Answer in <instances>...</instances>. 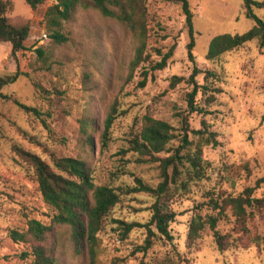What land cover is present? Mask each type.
<instances>
[{
    "label": "rangeland",
    "instance_id": "374dc122",
    "mask_svg": "<svg viewBox=\"0 0 264 264\" xmlns=\"http://www.w3.org/2000/svg\"><path fill=\"white\" fill-rule=\"evenodd\" d=\"M12 1L13 10L7 15L10 23L28 24L30 31L25 50L16 58L11 56L8 44L0 43V77L17 70L29 76L21 75L0 90V264H30V259L21 256L29 245L13 242L8 231L24 230L31 218L49 224L53 209L18 163L12 144L32 150L47 161L46 150L82 159L96 185L132 186L134 175L155 186L157 163H140L136 155L125 151L127 141L139 131L145 116L169 123L175 133L180 131L182 114H186L185 93L190 86L185 81L172 85L171 80L174 76L187 79L193 63L187 58L189 38L178 3L146 0V53L156 62L160 59L158 51L165 53L173 44L175 48L163 70L150 71L147 64H142L130 75L135 41L116 21L102 17L95 9H80L64 24L67 41L56 45L47 37L46 7L32 11L25 0ZM188 1L195 38L192 54L200 70L196 80L220 90L209 105L198 93L196 102L202 113L190 115L189 128L201 129L200 122L204 121L222 144L202 148L206 178L190 181L186 190L174 193L168 200L167 207L175 214L169 225L172 242L159 240L145 253L138 251L146 237L142 227L133 228L121 241L117 221L145 223L153 202L144 193L122 196L97 235L94 264H264V213H256L249 222L250 235L257 238L254 243H233L221 252L206 227L195 244L187 247L193 208L206 200L207 192L222 189L236 195L264 177V48L249 42L217 59L205 58L213 37L244 33L253 21L246 17L241 0ZM253 13L264 19V9H254ZM39 46L50 53L49 71H33L30 66L34 49ZM144 69L148 75L140 87ZM205 71L214 75L206 82ZM34 82L43 90H36ZM53 88L60 95H55ZM14 100L45 113L46 126ZM111 109L115 110V119L103 145V123ZM20 129L36 136L45 149L24 139ZM244 164L249 172L244 170ZM254 196L264 198V181L254 190ZM230 228L227 221L218 224L222 233ZM45 244L55 252L58 264L91 263L86 250H75L67 227L54 226Z\"/></svg>",
    "mask_w": 264,
    "mask_h": 264
},
{
    "label": "trees",
    "instance_id": "16d2710c",
    "mask_svg": "<svg viewBox=\"0 0 264 264\" xmlns=\"http://www.w3.org/2000/svg\"><path fill=\"white\" fill-rule=\"evenodd\" d=\"M49 1H54L48 4ZM180 4L187 28L188 43L186 44L187 58L193 63L192 71L187 79L172 77V85L185 81L190 91L185 93L186 114H182L180 131L167 122L145 116L138 132L131 134L127 141L126 152L137 156L140 163H157L158 183L151 186L141 177H133L134 185L113 186L96 185L91 176L87 163L79 158L59 156L46 150L48 161L17 143H13L11 150L18 163L23 167L27 177L36 183L37 190L43 201L53 209L49 224L39 219L31 218L26 221L25 229L12 228L8 231L9 238L15 243L29 245V250L23 252V258L30 259V264H58L55 252L46 244V238L52 233L54 226H64L69 229L70 238L76 251L86 250L90 257V264H94L98 247L97 235L102 231L107 217L112 209L121 201L122 196L144 193L153 202L149 206V219L143 224L125 223L117 221L121 226L119 239L124 241L128 233L135 227H142L146 237L138 251L146 252L159 240L172 242L169 225L175 214L167 207V202L174 193L186 190L189 182L206 178L202 158V148L205 146L220 147L222 142L217 134L209 130L204 121L200 122L201 129L190 130L189 117L201 114L202 108L196 100L200 92L204 102L209 105L215 101V94L220 92L208 84H199L196 77L200 70L194 63L192 51L195 47L193 15L188 0H162ZM246 9V17L253 21L252 26L241 34H220L213 37L207 48L205 58L214 60L224 53L233 51L249 42H256L259 48H264V19L257 17L254 9H264V0H241ZM32 11L46 7L44 12L47 37L52 44L62 45L67 41L64 24L74 18L80 9H95L102 17L112 19L128 30L135 41L134 53L129 64V74L147 64L150 71L163 70L172 57L175 45H171L165 53L158 51L159 61L153 62L146 53L147 39V5L146 0H25ZM13 10L12 0H0V43L9 45L10 54L16 55L25 50V42L29 37V25H14L10 23L8 14ZM34 57L30 66L37 71H49L51 68L50 53L39 46L34 49ZM144 86L148 71L142 72ZM28 77L29 74L17 70L11 75L0 77V90L14 83L19 76ZM210 71L204 72V80L213 78ZM36 90H43L42 86L33 83ZM55 95H60L58 90ZM45 92V91H43ZM1 95V94H0ZM5 98H7L5 96ZM25 113L39 120L46 126L45 113L38 108L20 104L14 100ZM48 113V112H47ZM115 110L111 109L105 117L101 140L103 145L108 139L110 129L115 119ZM49 118V114L47 116ZM21 135L33 144L41 146L36 136H32L20 129ZM190 134L195 136L190 137ZM177 141L175 146H171ZM88 142H91L88 137ZM166 154L160 157L158 155ZM249 172L247 164L243 165ZM264 181V177L257 180L254 187H246L234 195L225 190L207 192L206 200L194 206L187 232V247H192L201 237L207 227L218 251H225L233 243H254L256 237H251L249 222L256 213H264V198L254 196V190ZM205 209L206 213L202 214ZM221 221L231 224L229 231L222 233L218 229ZM258 245V242H256Z\"/></svg>",
    "mask_w": 264,
    "mask_h": 264
}]
</instances>
